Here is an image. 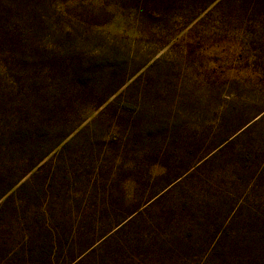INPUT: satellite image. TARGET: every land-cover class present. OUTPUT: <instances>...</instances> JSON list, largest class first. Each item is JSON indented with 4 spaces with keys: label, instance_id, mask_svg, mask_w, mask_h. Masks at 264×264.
Listing matches in <instances>:
<instances>
[{
    "label": "rangeland",
    "instance_id": "obj_1",
    "mask_svg": "<svg viewBox=\"0 0 264 264\" xmlns=\"http://www.w3.org/2000/svg\"><path fill=\"white\" fill-rule=\"evenodd\" d=\"M0 264H264V0H0Z\"/></svg>",
    "mask_w": 264,
    "mask_h": 264
}]
</instances>
